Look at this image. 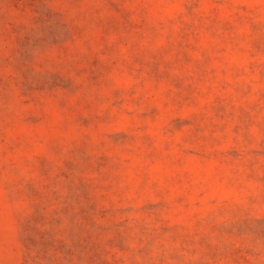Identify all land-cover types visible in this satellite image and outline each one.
<instances>
[{
	"label": "rangeland",
	"instance_id": "obj_1",
	"mask_svg": "<svg viewBox=\"0 0 264 264\" xmlns=\"http://www.w3.org/2000/svg\"><path fill=\"white\" fill-rule=\"evenodd\" d=\"M0 264H264V0H0Z\"/></svg>",
	"mask_w": 264,
	"mask_h": 264
}]
</instances>
